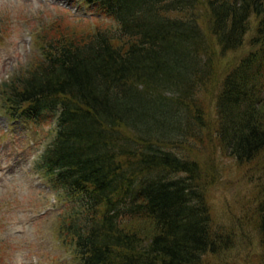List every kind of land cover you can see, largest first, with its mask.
<instances>
[{
    "label": "trees",
    "instance_id": "obj_1",
    "mask_svg": "<svg viewBox=\"0 0 264 264\" xmlns=\"http://www.w3.org/2000/svg\"><path fill=\"white\" fill-rule=\"evenodd\" d=\"M81 1L117 34L40 37L23 73L0 85L9 114L53 122L32 171L67 200L59 239L76 264H202L218 236L195 163L168 147L203 119L197 92L254 17L252 51L223 72L216 124L238 162L264 155V0ZM257 189L264 244V181Z\"/></svg>",
    "mask_w": 264,
    "mask_h": 264
},
{
    "label": "rangeland",
    "instance_id": "obj_2",
    "mask_svg": "<svg viewBox=\"0 0 264 264\" xmlns=\"http://www.w3.org/2000/svg\"><path fill=\"white\" fill-rule=\"evenodd\" d=\"M250 25L242 49L219 55L216 72L198 90L204 117L193 125L191 137L176 138L168 147L195 163V179L218 236L216 252L205 255L202 264H263L256 205L257 187L264 181V155L251 163L238 162L222 142L216 124L223 72L252 51L254 17ZM116 27V22L81 0H0V85L23 73L39 53L40 37L65 35L81 40L95 29L117 34ZM262 79L264 86V74ZM260 96L264 98V91ZM19 111L9 114L11 109H3L0 101V264H76L70 245L58 234V217L67 200L32 171L35 157L52 139L53 122L48 116L31 122Z\"/></svg>",
    "mask_w": 264,
    "mask_h": 264
}]
</instances>
